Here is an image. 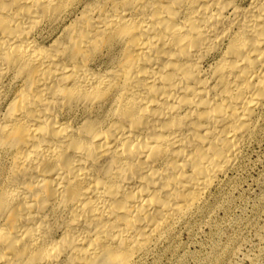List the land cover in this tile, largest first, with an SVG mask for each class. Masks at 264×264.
Returning <instances> with one entry per match:
<instances>
[{
	"label": "bare ground",
	"instance_id": "bare-ground-1",
	"mask_svg": "<svg viewBox=\"0 0 264 264\" xmlns=\"http://www.w3.org/2000/svg\"><path fill=\"white\" fill-rule=\"evenodd\" d=\"M264 133V0H0V264H153Z\"/></svg>",
	"mask_w": 264,
	"mask_h": 264
},
{
	"label": "rangeland",
	"instance_id": "rangeland-1",
	"mask_svg": "<svg viewBox=\"0 0 264 264\" xmlns=\"http://www.w3.org/2000/svg\"><path fill=\"white\" fill-rule=\"evenodd\" d=\"M181 234L179 250L153 264H264V133L210 217Z\"/></svg>",
	"mask_w": 264,
	"mask_h": 264
}]
</instances>
